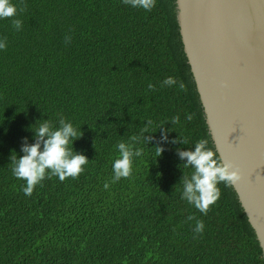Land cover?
<instances>
[{"label": "trees", "instance_id": "1", "mask_svg": "<svg viewBox=\"0 0 264 264\" xmlns=\"http://www.w3.org/2000/svg\"><path fill=\"white\" fill-rule=\"evenodd\" d=\"M23 4L19 31L0 19V40L7 41L0 49V264H264L232 185H219L206 215L181 199L182 176L192 169L176 150H194L200 139L216 150L176 0H156L150 12L122 0ZM169 76L184 90L162 86ZM187 113L195 114L191 122ZM177 114L180 123L171 124ZM61 115L80 127L73 149L89 159L85 170L63 182L45 178L25 195L10 158L23 155V137L34 142L32 128L45 119L58 124ZM149 120L145 135L153 139L135 145L143 155L134 157L132 177L112 183L117 144L141 134ZM177 137L189 144L172 143ZM156 146L163 149L158 157ZM189 215L205 225L196 238Z\"/></svg>", "mask_w": 264, "mask_h": 264}, {"label": "water", "instance_id": "2", "mask_svg": "<svg viewBox=\"0 0 264 264\" xmlns=\"http://www.w3.org/2000/svg\"><path fill=\"white\" fill-rule=\"evenodd\" d=\"M183 48L214 148L264 257V0H176Z\"/></svg>", "mask_w": 264, "mask_h": 264}, {"label": "clouds", "instance_id": "3", "mask_svg": "<svg viewBox=\"0 0 264 264\" xmlns=\"http://www.w3.org/2000/svg\"><path fill=\"white\" fill-rule=\"evenodd\" d=\"M123 4L136 9H143L150 12L156 5V0H122ZM18 6L12 0H0V19H11L12 26L19 31L22 27V20L17 18L23 13L27 5ZM65 43H71V36H65ZM6 38L0 40V49H6ZM180 90H184L185 85L182 81L178 82L176 78L169 76L162 81V86L172 87L177 85ZM150 90H155V85L148 84ZM195 117L194 113H187L185 119L191 122ZM180 116L171 118V124H179ZM152 121H147L145 127L141 130V134L133 135L129 138L130 142H119L117 149L119 152L112 164L113 176L112 183L118 182L121 178L130 179L133 174L134 157L143 155L142 147H135L136 144H148L153 139L152 136H146ZM161 129V139L167 141V129ZM34 142L29 143L27 137L22 138L21 152L23 155L11 156V171L15 178L25 182L22 191L25 195L30 196L37 185L42 186L45 178L51 179L53 176L63 182L71 177L73 179L79 177L84 172V166L89 159L82 153L73 149V141L81 138L82 132L71 122H67L61 115L58 124L45 119L34 129ZM172 143H180L188 145L187 139L176 138ZM206 139H200L194 144V150L177 149L176 153L181 161H184V168H191L190 174L182 176L183 191L181 199L186 200L188 204L193 205L200 213L206 215L210 210V206L215 204L220 196L221 189L219 185L222 183L226 187L240 180L241 175L239 169L233 167L231 162H224L217 157L216 152L209 148ZM163 149L156 146V157L160 156ZM105 189L109 187V183L104 184ZM195 221L193 228L195 234H202L204 223L197 219L194 215H189L186 221Z\"/></svg>", "mask_w": 264, "mask_h": 264}]
</instances>
